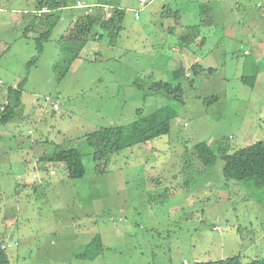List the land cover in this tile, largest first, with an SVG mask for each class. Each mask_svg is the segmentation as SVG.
<instances>
[{
	"label": "rangeland",
	"instance_id": "rangeland-1",
	"mask_svg": "<svg viewBox=\"0 0 264 264\" xmlns=\"http://www.w3.org/2000/svg\"><path fill=\"white\" fill-rule=\"evenodd\" d=\"M40 1L0 0V106L8 87L23 83L21 107L0 127V244L18 243L6 250L10 264L264 259V187L226 180L222 159L204 166L194 149L206 142L234 154L264 142V0H101L124 8L123 30L111 37L95 27L79 57L64 49L75 23L64 18L93 1L68 0L39 54L44 19L28 26ZM180 25L196 28L185 35L195 40L187 67L206 69L197 76L175 75ZM155 82L183 91H153ZM160 108L169 110V134L95 160L89 134ZM73 147L84 157L81 179L41 160ZM37 162L52 174L38 189ZM97 235L104 251L80 257Z\"/></svg>",
	"mask_w": 264,
	"mask_h": 264
},
{
	"label": "trees",
	"instance_id": "trees-1",
	"mask_svg": "<svg viewBox=\"0 0 264 264\" xmlns=\"http://www.w3.org/2000/svg\"><path fill=\"white\" fill-rule=\"evenodd\" d=\"M39 8L47 7L51 10V14L47 16L45 23L46 31L40 35L37 40L38 53L41 54L44 49L41 39L44 36L49 37L51 31L57 26L61 18L55 17L56 11L63 8L70 7L68 0H51L40 1ZM113 10V9H112ZM108 9V11H112ZM99 8L96 13L84 15L75 25L73 34H70V39L67 41L69 44L64 46V49L74 51L75 56L79 57L81 51L88 42V36L92 34L93 28L98 25L105 31L109 32L110 36H119L122 28V23L125 16V10L118 8L114 9L112 16L107 18V14ZM107 11V13H108ZM56 12V13H55ZM33 26L34 28L30 27ZM37 26L33 23L28 26V30H35ZM193 28V27H192ZM100 37V36H99ZM98 37V38H99ZM185 45L192 43V35H185L182 38ZM206 71L200 64H195L191 68L182 71H176V77H183L188 72H192V77L199 75V73ZM208 72L213 73L214 69L208 68ZM243 81L252 84L254 81H248L246 77L242 78ZM153 91H166L167 94L172 91L181 93L182 87H172L171 83L155 82L151 88ZM23 83L14 88L9 86L6 94V101L3 106L4 115L0 116V127L6 125L16 115V111L22 105ZM216 99L212 97V102ZM205 99L204 102H211ZM55 111V110H54ZM169 110L167 108H160L152 114L143 117L137 122L123 126H113L102 128L95 131L88 136V142L94 149L95 160H104L109 157L121 153L133 146L145 144L170 132ZM195 155L202 162L204 166H211L218 159L224 161L223 175L226 180L235 181H253L257 188L264 187V142L258 141L254 144L248 145L246 148L241 149L234 154H228L227 149L222 145L218 146L216 150L210 148L206 142H201L195 147ZM76 148L63 149L58 153L52 154L53 156H45L41 159L43 162L50 163H63L70 179H81L86 175V166L84 157L78 153ZM103 240L100 235H97L85 248L80 257L96 258L104 251ZM0 264H10L9 257L6 251L0 248ZM197 264H244L240 257L227 258L216 262L197 263ZM248 264H264V259L254 260Z\"/></svg>",
	"mask_w": 264,
	"mask_h": 264
},
{
	"label": "crops",
	"instance_id": "crops-1",
	"mask_svg": "<svg viewBox=\"0 0 264 264\" xmlns=\"http://www.w3.org/2000/svg\"><path fill=\"white\" fill-rule=\"evenodd\" d=\"M93 2H90V3H86V2H82V3H86V4H89V5H92L93 7L92 8H90V9H88V8H83V9H81V8H77L76 6H74V8H76V9H78V10H80V11H82L81 13H75L74 11H70V12H68V15L67 16H65V18H64V20L65 21H67L68 22V25H70V24H72V22H74L75 21V23H74V25H73V28L75 27V25H76V23L84 16V15H87V14H93V13H96V11L99 9V8H101L102 10H105L104 12L107 14V11H108V9H115V8H118V9H123L124 10V8H122L121 6H119L118 4H112V5H110V4H107V3H105V2H102L101 0H92ZM218 1H221V0H218ZM140 4L142 5V3L140 2ZM37 6V5H36ZM165 6H167V5H165ZM205 5H203L202 7H204ZM71 7V6H70ZM202 7H201V9H202ZM260 7H261V5H260ZM39 7L37 6V8H36V11L37 10H40L41 8H39ZM68 10L69 9V7L68 8H63V9H59V10H57L55 13H56V15L53 17V18H55V17H60L61 18V20H63V17H62V11L63 10ZM52 12H50L49 14H46V15H44V16H40V17H37V16H35V20H36V26L39 28V26H41L42 25V21L40 20V19H44V22L46 21V18H47V16L48 15H50ZM76 16V17H75ZM77 17H79V18H77ZM34 20V21H35ZM61 20H60V22H61ZM38 22V23H37ZM43 22V27H45V23ZM32 23V22H31ZM59 22H58V24H57V26L56 27H58L59 26ZM30 25V24H29ZM55 27V28H56ZM95 27H100V26H98V25H96ZM94 27V28H95ZM46 28V27H45ZM94 28H93V30H94ZM101 28V27H100ZM177 28H180L181 29V33H183L182 34V36H185V34H186V32H188L189 30H191V31H193V30H196V28L195 27H185V26H182V25H180V26H178ZM102 30H104L103 28H101ZM161 29H162V31L163 32H166V33H170V32H173V30H174V28H170V27H167L165 24H163L162 25V27H161ZM47 30V29H46ZM74 30V29H73ZM73 30H72V34H73ZM121 30H123V27L121 28ZM66 31V30H65ZM36 33H39V36L41 35V33H40V31H38V32H36ZM44 33V32H43ZM70 33V34H71ZM121 33V31L119 32V34ZM174 33V32H173ZM191 33H193V32H191ZM70 34H68V33H64L63 35H62V39H61V41L62 40H64V41H68L69 39H70ZM38 36V37H39ZM90 36H92V34H90L89 36H88V39H89V37ZM97 36H100L99 38L97 37ZM95 37H97L98 39H100L101 37H102V35H99V34H96L95 35ZM111 37H118V36H111ZM193 42H195V40H192V43ZM190 45H185L184 44V47H182V48H173V51L177 54V56L176 57H174V59L173 60H171V62H173V63H176V70H174L175 72L176 71H179V69H188V67H187V65H186V62H188L189 60H190V57H188L189 56V49H190ZM183 53H185V54H183ZM191 61V60H190ZM189 73V72H188ZM188 73H187V76H188ZM189 77V76H188ZM7 92V91H6ZM2 109H4V108H2ZM37 164V166H35V168L36 169H39L40 170V180H37V179H34L35 181H36V189H38L40 186H41V184H42V182H43V180H44V176L45 175H52L51 174V171H49V168H47V167H41L40 168V163H36ZM36 173H37V170H36ZM38 182V183H37ZM44 183V182H43ZM6 209H9V206H7L6 207ZM12 210H14L15 211V208H13L12 207ZM6 214H10V210H6ZM9 225H11V222L10 223H8V226H7V228L9 227ZM14 232V231H13ZM13 236H15V233L14 234H12ZM15 240H17V237L15 236ZM92 240H90V242H91ZM89 242V243H90ZM88 243V244H89ZM8 244H10V245H14V244H18V243H8ZM87 244V245H88ZM11 247V246H10ZM9 247V248H10Z\"/></svg>",
	"mask_w": 264,
	"mask_h": 264
},
{
	"label": "built area",
	"instance_id": "built-area-1",
	"mask_svg": "<svg viewBox=\"0 0 264 264\" xmlns=\"http://www.w3.org/2000/svg\"><path fill=\"white\" fill-rule=\"evenodd\" d=\"M140 2L142 4H148L149 2L147 0H140ZM77 8H92L93 6L92 5H89V4H86V3H82V2H78L77 5H76ZM112 10V9H110ZM51 12V10H49L47 7H43L41 8L40 10H37L35 12V16L37 17H40V16H44L46 14H49ZM114 12V10H112L111 12L108 11L107 13V18H110L112 16V13ZM0 84H3L2 82H0ZM53 109L55 111L59 110V106L57 103H53ZM40 160V159H39ZM34 179H37V180H40V170L37 169V173L34 175ZM216 230H220V228H216ZM11 245L10 244H6V243H3V244H0V248L4 251H6Z\"/></svg>",
	"mask_w": 264,
	"mask_h": 264
}]
</instances>
